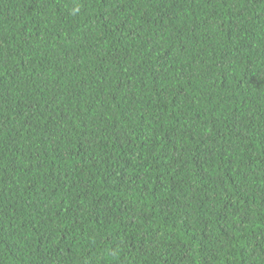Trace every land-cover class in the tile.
I'll return each mask as SVG.
<instances>
[{
    "label": "trees",
    "instance_id": "obj_1",
    "mask_svg": "<svg viewBox=\"0 0 264 264\" xmlns=\"http://www.w3.org/2000/svg\"><path fill=\"white\" fill-rule=\"evenodd\" d=\"M0 264H264V0H0Z\"/></svg>",
    "mask_w": 264,
    "mask_h": 264
},
{
    "label": "bare ground",
    "instance_id": "obj_2",
    "mask_svg": "<svg viewBox=\"0 0 264 264\" xmlns=\"http://www.w3.org/2000/svg\"><path fill=\"white\" fill-rule=\"evenodd\" d=\"M237 210V209H236Z\"/></svg>",
    "mask_w": 264,
    "mask_h": 264
}]
</instances>
